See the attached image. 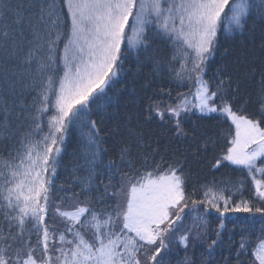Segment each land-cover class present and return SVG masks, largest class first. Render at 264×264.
I'll return each mask as SVG.
<instances>
[{
	"label": "snow or ice",
	"instance_id": "6c2138e0",
	"mask_svg": "<svg viewBox=\"0 0 264 264\" xmlns=\"http://www.w3.org/2000/svg\"><path fill=\"white\" fill-rule=\"evenodd\" d=\"M254 8L264 25V0H0V140L8 141L6 156L0 148V218L7 224L0 226V264H171L174 248L187 253L210 240L211 254L230 213H247L245 219L261 227L241 231L238 241L230 236L224 264H264V96L253 118L242 114L245 105L235 108L239 80L233 89L227 68L217 70L214 86L204 79L224 21L225 33H243ZM149 31L172 42L168 71L195 91L167 105L146 97L135 113L137 126L131 116L115 122L106 134L111 147L101 148L106 115L117 117L106 113L115 104L108 91L127 55L135 51L139 62L147 53ZM241 59L247 64V55ZM253 61L264 93V40ZM193 111L230 122L212 168L231 165L245 173L238 183L247 185L248 199L235 201V192L216 181L190 185L186 156L157 159L143 125L157 124L184 140L192 133L183 119ZM73 126L86 141L78 167L88 175L77 177L82 190H90L103 154L115 151L108 167L122 181L110 194L105 186L115 202L100 210L70 188L58 189L66 195L52 203L62 145ZM210 140L190 143L191 155L207 152ZM210 210L219 214L215 238L202 227ZM193 213L192 224L180 231ZM181 264L195 260L186 255Z\"/></svg>",
	"mask_w": 264,
	"mask_h": 264
},
{
	"label": "trees",
	"instance_id": "16d2710c",
	"mask_svg": "<svg viewBox=\"0 0 264 264\" xmlns=\"http://www.w3.org/2000/svg\"><path fill=\"white\" fill-rule=\"evenodd\" d=\"M253 3L258 4L259 0H253ZM253 13V18L249 20L248 27L243 33L233 35L219 34L218 47L206 64L204 79L211 82L214 86L217 70L227 68L228 72L233 75V89L236 87L235 81L239 80V92L234 101L235 108L239 110L241 105H245L242 114H254L253 118H258V115L255 114L260 108V100L264 93H261L260 72L257 70L253 73L251 68L258 66V61L254 62L253 56L258 54L261 42L264 40V35H262L264 25L260 23L259 17L255 15V8ZM148 37L150 47L147 53L141 52L139 62L135 51L127 55L123 63L124 70L118 77V82L108 91V96L113 98L115 104L112 107H108L106 113L115 112L117 117L113 120L106 115L105 123L102 125L104 132L101 133V136L105 137L106 143L102 144L101 148L111 147V137L106 134L115 122H123L125 117L131 116V125L133 127L137 126L135 113L145 103L146 97L152 96L160 100L163 105H167L175 103L178 94L187 95L190 90H194L191 84L188 82L181 84L168 71L169 61L174 53L172 42L155 37L152 31L148 32ZM60 48H63V44H60ZM244 55L248 57L247 64L241 59ZM174 66L179 68V63L177 62ZM230 98L231 94L229 95ZM28 99L30 100L31 97H28ZM103 102L100 101L99 103ZM93 107L95 108L96 106L94 105ZM91 118L99 121L98 115H93ZM229 124L230 122L225 123L223 119L219 118L218 114L213 113L203 116L200 113L192 112L183 119V126L192 133L187 139L173 138L171 132L166 131L165 128L157 124L143 125V132L145 139L151 141L150 147L153 149L158 148L157 159H159L160 155H163L165 160H183L185 156L187 157L184 168L192 173L189 178L190 185L193 182L209 183L216 181L221 186L234 191V200L238 202L241 199L250 197L247 185L241 189L238 183L242 180L245 173L235 170V166L231 165L220 167L218 170L212 168V164L215 162L214 156L221 154L220 146L224 143V135L228 132ZM206 138H211L208 144V151L201 152L199 158L191 155L192 149L188 145L190 143L202 144V141ZM7 144L8 141L6 139L0 140V148H4L5 156L7 155L5 148ZM85 145L86 141L81 136V129L75 126L71 127L62 145V152L59 157L60 164L57 169V175L54 178L53 206L62 196L66 195L63 191H57L62 187L70 188L72 192L78 193L81 200H91L96 210L104 208L107 203L115 202V198H112L109 194L114 190V187H119L122 181L121 174L117 172L116 168L112 167L109 169L108 167L109 161L115 155V151L103 154L100 161L97 162V176L90 190H82L84 186L80 184L77 177L88 175L86 167H78L84 164ZM137 167L142 169L139 163ZM77 168L78 170L74 172L73 170ZM125 170L127 169L125 168ZM106 185H109V194L104 191ZM101 196L104 197L103 200L99 199ZM201 214H204L203 208H201ZM193 215L195 214H189L184 218L183 223L179 226L180 231H185L189 228L192 224ZM218 216L219 214L214 210H210L204 215L207 224L202 225V227L208 229V234L212 238H215V231L219 224ZM248 216L249 214L247 213L228 214L231 222H226V228L222 232L221 240L211 254H209L208 250L210 240L204 244H198L195 251L190 246L187 253L182 248H174L171 254V264H181L186 255L193 257L195 264H224L223 257L229 254V237L231 236L233 240L238 241L241 231H247L250 228L259 230L261 227L259 222L253 224L251 218L246 220L245 217ZM0 226L7 229V224L2 221V218H0ZM34 239L35 236H33Z\"/></svg>",
	"mask_w": 264,
	"mask_h": 264
},
{
	"label": "rangeland",
	"instance_id": "374dc122",
	"mask_svg": "<svg viewBox=\"0 0 264 264\" xmlns=\"http://www.w3.org/2000/svg\"><path fill=\"white\" fill-rule=\"evenodd\" d=\"M227 23H228L227 20H225V21H224V25L222 26V30H221L220 33H225V32L223 31V27L226 26ZM225 34H227V33H225ZM235 34H236V33H235ZM227 35H233V34H227ZM194 91H195V88H194V90H193L192 92H194ZM187 95H188V94H187ZM193 112H195V111H193ZM197 113H198V112H197ZM212 114H213V113H212ZM214 114H216V113H214Z\"/></svg>",
	"mask_w": 264,
	"mask_h": 264
}]
</instances>
